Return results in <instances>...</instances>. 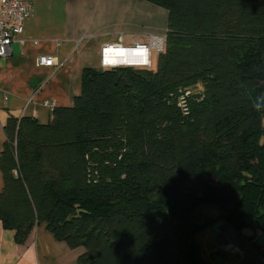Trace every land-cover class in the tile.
I'll list each match as a JSON object with an SVG mask.
<instances>
[{
	"label": "trees",
	"instance_id": "16d2710c",
	"mask_svg": "<svg viewBox=\"0 0 264 264\" xmlns=\"http://www.w3.org/2000/svg\"><path fill=\"white\" fill-rule=\"evenodd\" d=\"M147 1L168 11L156 69L85 67L47 123L10 113L0 220L18 244L44 222L78 264H208L194 216L211 207L264 234V0Z\"/></svg>",
	"mask_w": 264,
	"mask_h": 264
},
{
	"label": "crops",
	"instance_id": "0c3cea01",
	"mask_svg": "<svg viewBox=\"0 0 264 264\" xmlns=\"http://www.w3.org/2000/svg\"><path fill=\"white\" fill-rule=\"evenodd\" d=\"M26 1L31 4L22 36L27 42H14L10 54L0 58V152L10 113L47 123L52 110L45 103L73 105L83 69L101 68L104 44L120 39L124 45L148 43L150 35L165 25L164 11L147 0ZM43 56L52 57L53 65L41 64ZM3 187L0 167V191ZM82 252L83 248L73 249L57 239L44 222L18 244L14 231L0 220V264H78Z\"/></svg>",
	"mask_w": 264,
	"mask_h": 264
},
{
	"label": "built area",
	"instance_id": "2783aa9c",
	"mask_svg": "<svg viewBox=\"0 0 264 264\" xmlns=\"http://www.w3.org/2000/svg\"><path fill=\"white\" fill-rule=\"evenodd\" d=\"M31 15V4L26 0H0V58L10 54L11 45L20 41L26 44L23 33L25 23ZM166 35L151 34L148 43L135 42L124 45L122 39L116 43H107L101 47V68L116 67H152L153 56L164 51ZM137 58V61H132ZM43 65H53L52 57H40ZM53 110L54 103L46 102Z\"/></svg>",
	"mask_w": 264,
	"mask_h": 264
},
{
	"label": "rangeland",
	"instance_id": "374dc122",
	"mask_svg": "<svg viewBox=\"0 0 264 264\" xmlns=\"http://www.w3.org/2000/svg\"><path fill=\"white\" fill-rule=\"evenodd\" d=\"M160 9H162L164 11V16L162 17V20H163V23L165 22V25L163 27H161L160 29H158L156 34L166 35L167 24H168V11L166 8H164L162 6H160ZM153 63H154L153 69H156L158 66V56L156 54H154V56H153ZM97 65H98V63H97ZM98 66H100V64ZM203 91H204V86L201 83H198L197 85L190 86L186 89L177 90L176 92H174V94H175V96H177L179 98L180 102H182V98L184 96L199 95V94L203 93ZM211 208H209L207 210H210ZM207 210L205 211V213H206L205 217L203 216L202 212H198L194 216V223L197 226V228L200 229L196 238H197L200 250L202 252V255L208 264L213 263L214 262L213 260L219 254L222 255L221 259H223L224 261L225 260L232 261V256L230 254L224 253V252H218L217 247H215V245L212 242V238H211L212 234L210 232L211 230L210 231L206 230V227L210 224V222H212L211 215L207 214ZM224 213L227 217V215H228L227 208L225 209ZM247 224H248L247 226H242V225H238V226L236 225V226L238 227L240 232H243L246 235L250 236L252 234L254 235L255 233H257L258 235H257V237L253 238V241L255 242V244H257L258 246H260V248L263 249V247H264L263 246L264 245V234H262V232H260V230L258 229V227L255 223L249 222ZM215 264H217V263H215Z\"/></svg>",
	"mask_w": 264,
	"mask_h": 264
},
{
	"label": "water",
	"instance_id": "95a60500",
	"mask_svg": "<svg viewBox=\"0 0 264 264\" xmlns=\"http://www.w3.org/2000/svg\"><path fill=\"white\" fill-rule=\"evenodd\" d=\"M213 223L207 230L211 232L212 242L219 252L228 253L232 261L221 259L218 255L211 264H264V258L240 232L233 228L224 219H220V209L212 207L207 210Z\"/></svg>",
	"mask_w": 264,
	"mask_h": 264
},
{
	"label": "clouds",
	"instance_id": "9594fccd",
	"mask_svg": "<svg viewBox=\"0 0 264 264\" xmlns=\"http://www.w3.org/2000/svg\"><path fill=\"white\" fill-rule=\"evenodd\" d=\"M262 107H264V105H261V104H257V105H255V108H256L257 110H260V108H262Z\"/></svg>",
	"mask_w": 264,
	"mask_h": 264
},
{
	"label": "bare ground",
	"instance_id": "6f19581e",
	"mask_svg": "<svg viewBox=\"0 0 264 264\" xmlns=\"http://www.w3.org/2000/svg\"><path fill=\"white\" fill-rule=\"evenodd\" d=\"M132 61H137L138 59L137 58H132L131 59ZM220 255V254H219ZM222 256V255H221Z\"/></svg>",
	"mask_w": 264,
	"mask_h": 264
},
{
	"label": "flooded vegetation",
	"instance_id": "af4514ba",
	"mask_svg": "<svg viewBox=\"0 0 264 264\" xmlns=\"http://www.w3.org/2000/svg\"><path fill=\"white\" fill-rule=\"evenodd\" d=\"M209 215V214H208ZM212 218V217H211Z\"/></svg>",
	"mask_w": 264,
	"mask_h": 264
}]
</instances>
